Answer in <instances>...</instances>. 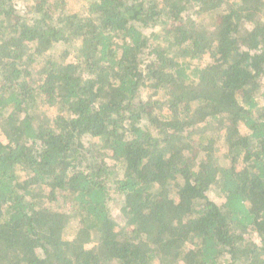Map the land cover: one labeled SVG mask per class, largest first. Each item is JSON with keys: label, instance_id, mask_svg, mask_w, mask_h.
Returning <instances> with one entry per match:
<instances>
[{"label": "trees", "instance_id": "obj_1", "mask_svg": "<svg viewBox=\"0 0 264 264\" xmlns=\"http://www.w3.org/2000/svg\"><path fill=\"white\" fill-rule=\"evenodd\" d=\"M0 264H264V0H0Z\"/></svg>", "mask_w": 264, "mask_h": 264}, {"label": "rangeland", "instance_id": "obj_2", "mask_svg": "<svg viewBox=\"0 0 264 264\" xmlns=\"http://www.w3.org/2000/svg\"><path fill=\"white\" fill-rule=\"evenodd\" d=\"M68 2H69V5L72 7V10L73 11H76L84 3V0H68ZM69 222H68L69 223V228H67L66 233H67L68 236H71L74 233L73 232V229L75 228V225L77 223V220L71 218L69 220Z\"/></svg>", "mask_w": 264, "mask_h": 264}]
</instances>
